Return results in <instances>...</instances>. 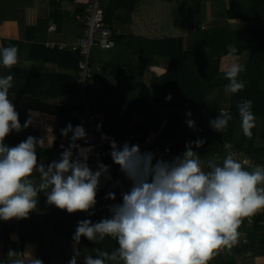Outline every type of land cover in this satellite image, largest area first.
<instances>
[{
	"label": "trees",
	"instance_id": "1",
	"mask_svg": "<svg viewBox=\"0 0 264 264\" xmlns=\"http://www.w3.org/2000/svg\"><path fill=\"white\" fill-rule=\"evenodd\" d=\"M56 1L54 0V3ZM176 1L180 2V0ZM187 1L192 2V0ZM227 1V7L221 11L219 21L213 23H209V20L206 22L212 17L202 0L193 2L194 6L190 9L172 14L173 25L183 30L185 38L188 39L187 44L184 42L183 35L158 39L137 34L119 35L115 32L113 25L118 21H124L125 14L133 11L137 0H101V5L104 23L114 31L113 43L131 52L133 50L136 55L133 63L136 81H140L145 70L156 63L155 54L169 59L166 71L160 76H152L148 84L149 87L158 85V88L163 90L156 105L164 111V116L158 115L157 118L160 120L166 118V123L159 131L157 141L161 142L165 138L174 140L170 155L168 154L169 158L182 153L186 142L205 138V144L197 149L202 161L214 160L213 154H218L217 163H221L229 151L225 149L224 144L229 142L230 149L238 150L241 155L264 166V0ZM30 5V0H0V24L5 20H14L19 29V37L16 39L0 38V46L14 45L18 48V63L11 69L0 64V77L9 74L14 77L13 86L9 89V99H12L19 113L21 124L27 119V111L35 110L54 117V129L61 137L60 129L64 128L68 122H71L73 126L82 124L84 127V122L80 120L82 103L78 96L77 82V64L82 56L78 51L49 49L43 42L45 39H52L59 35L68 41L66 43L76 41L83 28L82 22L77 18L82 17L83 8L80 6L67 13L55 6L45 18H39L40 20L31 26L25 21L26 9L31 7ZM208 15L209 18H207ZM50 21L56 24L54 35L47 30ZM28 27L32 30L36 28L37 34L41 30L42 33L31 38L33 40L29 38L27 42V32H30ZM67 33H71V36H67ZM132 39L136 42L132 43ZM231 47L237 49L232 55H238L240 64L245 67V71L238 77L245 81V88L235 94H226L225 85L229 81L224 77L225 71L219 69V63L222 56L229 55ZM24 60L36 62L38 66L23 67ZM97 74L93 68L90 84L86 87L85 93L93 111L103 117L99 122L102 127L98 132L109 135L113 130L119 136L124 132V124L118 121L115 100L108 101L105 97H113V91L107 93V90L103 91L102 86L105 82ZM169 94L172 98L166 100L165 97ZM145 95L148 96V92ZM64 96L66 99L63 98ZM242 100L253 102L251 111L255 116V127L251 130V139L245 137L241 128L237 103ZM223 109L228 110L232 119L228 121L227 128L221 133L209 126V120L216 118ZM148 110L144 107L143 112L140 113L136 132L150 129L147 125ZM189 110L191 117L186 116ZM189 118L195 121L194 129L186 124V119ZM28 135L40 137L39 127L30 125L19 134L13 132L6 137L5 142L14 146ZM68 143L69 141L67 145ZM77 143L81 144L80 141ZM36 151L39 160L48 163L58 160L63 149L52 145L38 147ZM109 152L110 146L107 144L103 148L102 158L104 164L109 165L111 169L113 162ZM88 163L95 169L96 162L91 157ZM33 180L35 183L40 182L38 173L33 174ZM96 199L95 215L89 217L84 212L68 214L56 207L52 208L53 205L47 204L46 197L40 194L38 209L30 213L28 219L19 221L16 230L17 241L10 240L12 227L2 225L0 237L5 241L4 254H7L9 249H22L26 242H32L35 244V255L42 258L44 264H67L72 255V234L77 221L87 218L96 222L110 215L107 205L113 203L102 198L100 192H97ZM254 219V226L263 227V234L256 238L249 236L247 245H237V250L252 251V247L260 245L264 252V211L254 216ZM244 221L247 222V219ZM78 247L83 254L95 255L93 248L111 252L118 245L115 240L108 237L96 245L81 237ZM209 264L214 263L210 261ZM224 264L238 263L231 260Z\"/></svg>",
	"mask_w": 264,
	"mask_h": 264
},
{
	"label": "clouds",
	"instance_id": "2",
	"mask_svg": "<svg viewBox=\"0 0 264 264\" xmlns=\"http://www.w3.org/2000/svg\"><path fill=\"white\" fill-rule=\"evenodd\" d=\"M236 51L235 47L229 48V56ZM17 54L14 45L0 46V64L11 69L18 63ZM244 71L240 63L227 67L226 94L245 88V81L238 79ZM13 79L11 74L0 77V221L28 219L38 209L40 194L46 197L47 204L68 214L95 215L102 179L111 181L112 177L110 166L98 158L95 169L90 167L88 160L94 145L89 143L82 124L73 126L68 122L60 129L61 137L69 143L67 147L61 144L59 159L48 163L40 161L36 151L46 145L42 137L28 135L14 146L5 142L11 133L26 130L34 115L21 124L9 99ZM171 98V94L165 97ZM252 103H237L241 128L248 139L255 127ZM186 116L191 117L190 110ZM230 119L229 112L220 111L209 120V126L222 133ZM186 124L195 128V121L190 118ZM101 127L98 123L97 130ZM100 138L108 141L111 160L119 166L129 186L120 192L119 203L107 205L109 216L96 222L87 218L77 221L67 264L81 261V237L95 245L108 237L118 245L111 252L93 248L95 255L83 254L82 264H209L220 252L231 250L240 242L239 229L245 219L252 223V218L264 211V166L246 170L232 155L225 156L221 163L202 161L195 149L205 144V138L186 142L185 150L170 159L151 150L141 151L139 144L126 141L118 145L105 133ZM52 143L53 140L49 147ZM34 173L39 174V183L34 182ZM115 186L123 188V182L117 180ZM106 199L114 201L116 193L109 191ZM20 253L8 250V257H20L12 259L11 264H44L32 251Z\"/></svg>",
	"mask_w": 264,
	"mask_h": 264
},
{
	"label": "crops",
	"instance_id": "3",
	"mask_svg": "<svg viewBox=\"0 0 264 264\" xmlns=\"http://www.w3.org/2000/svg\"><path fill=\"white\" fill-rule=\"evenodd\" d=\"M52 1L30 0L31 7L26 9L25 21L31 26H33L36 21L40 20L39 18H45L47 13H49L50 10L54 9L55 6H58L61 11L67 13H70L69 11H74V9L78 7L80 8V6H82L81 8H83L84 11L85 0H57L56 3H54V0ZM193 2H195V0H192V2H188L187 0H180V2L178 3L176 0H137V4L135 5L133 11L126 13L124 21L116 22L113 27L116 29L115 32L119 35L137 34L152 39H158L161 37L173 35L184 36L185 33L181 28L178 29L177 27H174L173 15L171 16V20L169 22L170 18L169 15L166 13L171 12L170 10L172 8V12H175L177 9L175 7V4H178L181 9L183 8L182 10L190 9L194 6V4H192ZM225 7H227V4L224 6L223 10L225 9ZM156 13H160V16H163L162 19L164 18L166 22H163L162 19L156 15ZM151 16H155L153 17L152 21L150 18ZM158 17L160 18L159 21H157ZM210 19L211 18L207 19L206 22ZM51 22L55 23L54 21H50L49 24ZM49 24L47 30L48 32L53 33L52 35H54L55 30L50 31ZM29 30L30 32H27V42H29V38L31 39L33 37H37L42 33L41 30L40 33L37 34L36 28L34 30L29 28ZM66 35L71 36V33H67ZM1 37L14 39L19 37V29L16 21L5 20L0 24V38ZM47 41L64 43L68 42L65 41V39L62 38V36L60 35L58 37L55 36L52 39H45L43 42L44 46H46L45 43ZM131 41L132 43L136 42V40L134 39H132ZM184 42L185 44H187L188 39L185 38ZM135 58L136 55L133 53V50L131 52L129 49L127 50L126 48L117 46L116 43H113L110 48H97L93 49L91 52L92 67L94 68L95 73H98L97 75H99L105 82L104 86H102L103 91L107 90L106 93L113 91V97H105L108 101L115 100L116 107L118 108V121L120 123H123L125 127L124 132H122L119 136H117V132L113 130L108 136H115L117 138L125 137V140L130 144H139L141 151L151 150L154 152L153 144L162 142L169 143L170 147L172 148L171 145L174 143L173 139L165 138L161 142L157 141V135L166 123V118L163 120L157 118L158 115L164 116V111L160 107L157 108L158 105H156L158 97L162 96L163 90H160V88H158V85H155L153 87L148 86V84L150 83V78L152 76H160L166 71L169 65V59L167 57L155 54L154 58L156 59V63H153L148 67V70H145L140 81H136V70H134L133 67ZM232 63H240V57L238 55L222 56L219 63V69L221 71H225L227 67H229ZM22 66L27 68H34L38 66V63L31 62L29 60H24L22 62ZM142 83L143 85H141ZM146 92H148V96L145 95ZM63 98L66 99L65 96ZM144 107L149 109L147 111V125H149L150 129H146V131L136 132V123L140 120V113L143 112ZM33 113V122L31 125L39 127L40 137L44 138L46 142L45 146H49L52 140V145H54V142L57 140V138H65L66 140H68L66 137L58 136V134L56 133L54 129V117L52 118L49 115H44L38 111L32 110L31 113L27 111V118ZM97 115L99 117L100 122L103 117L101 114ZM80 120L83 122L82 116H80ZM158 121L160 124L158 123ZM156 127H158L157 130H154V128ZM96 132L101 135L98 130H96ZM196 151L198 150L196 149ZM169 155L157 154V156H161L165 159H170ZM217 155L213 154V158L219 160V157ZM253 162L256 163L255 161ZM110 175L112 178L123 182V188H121L117 195L118 198L121 199L120 192L122 190H127L129 186L128 182L124 180L123 174L120 172L119 166L116 164H113L112 168L110 169ZM109 201L114 203L112 200ZM53 207L55 206L53 205L52 208ZM254 220L255 219L253 217L252 223H249L248 220L247 222H243V224L241 225V229L239 230L241 232L240 242L237 245H247V243L249 242V236L250 238H256L263 234V227L261 228L254 226ZM19 221L20 220L16 219H12L9 221H0V229L4 224L6 226L12 227L13 231L9 235L10 240H18L16 230L18 229ZM10 222H16L17 228H14L10 224ZM242 226H244V229H242ZM4 244V239L0 237V264H11L12 259L20 258L19 256L8 257L7 254H4ZM236 246H234L231 250L225 249L224 251L220 252L212 260V262L214 264H224L226 261L233 260L238 264H264V252L263 248L260 245L252 247V251H246L245 249L237 250ZM17 251L21 252V255L27 253L28 251H32L35 254V244L32 242H26L23 245L22 249L17 248ZM78 264L82 263L78 262Z\"/></svg>",
	"mask_w": 264,
	"mask_h": 264
},
{
	"label": "built area",
	"instance_id": "4",
	"mask_svg": "<svg viewBox=\"0 0 264 264\" xmlns=\"http://www.w3.org/2000/svg\"><path fill=\"white\" fill-rule=\"evenodd\" d=\"M83 24L82 32L73 43H64V42H55L47 41L45 45L48 48H57L59 50H71L78 51L82 56L77 64V82L79 84V99L82 103V114L84 128L88 133L89 143L94 145V152L90 157L94 162L97 158L103 162L102 152L105 145L109 144L106 140H101V135L96 132L97 124L99 122L98 115L93 111L90 102L88 101L85 93L86 87L90 84V77L92 74V63H91V52L93 49L97 48H110L113 45V36L114 31L104 23L103 10L101 5V0H85V6L82 17H77ZM55 23L51 22L49 24L50 31L55 30ZM227 111V110H223ZM228 112V111H227ZM115 139L118 145H122L126 142L125 137L117 138L109 136ZM67 140L65 138H57V146L60 147L63 144L67 147ZM83 144V141H80ZM230 143L227 142L224 144L225 149L229 150L228 155H232L234 159L241 162L242 165L248 169H253L255 166L259 165L254 163L245 155H241L237 150L230 149ZM168 149V151H165ZM153 150L158 155H168L171 151L169 143H154ZM248 160V161H247ZM116 179L111 181H104L102 179V186L99 188L98 192L101 193V197L106 199V194L109 191L116 193V199L114 203H119L121 199L118 198V193L121 190L120 187L115 186ZM110 200V199H108ZM9 224V223H8ZM10 224L17 228L16 222H10ZM246 241V240H244Z\"/></svg>",
	"mask_w": 264,
	"mask_h": 264
},
{
	"label": "rangeland",
	"instance_id": "5",
	"mask_svg": "<svg viewBox=\"0 0 264 264\" xmlns=\"http://www.w3.org/2000/svg\"><path fill=\"white\" fill-rule=\"evenodd\" d=\"M196 1V0H195ZM203 1V3H204V6H205V8L209 11L208 13H209V15L212 17L209 21V23H213L214 21H219V18H220V15L222 14L221 13V11L220 10H223V8H224V6L228 3V1H226V0H202ZM178 3V2H177ZM176 6V11H180V10H182L181 8H180V6L178 5V4H175ZM171 12H169V13H166V14H168L169 15V22H170V20H171V16H172V14H174V12H172L173 11V8L170 10ZM175 11V12H176ZM171 14V15H170ZM156 15L157 16H159L161 19H162V17L163 16H160L161 14L160 13H156ZM207 16V18H209L210 16ZM153 17H155V16H151L150 18H151V21H152V19H153ZM158 17V20L157 21H159L160 20V18ZM168 17V16H167ZM215 17V18H214ZM215 19V20H214ZM162 21L163 22H166V20H164V18L162 19ZM168 22V21H167ZM179 29V28H178ZM45 133V132H44ZM214 160H216L217 161V159L215 158ZM248 161V160H247ZM246 170H249L250 171V169H248V168H246ZM71 247H72V249H73V244H71ZM82 259H83V253H82V256H81V261H78V262H81L82 263Z\"/></svg>",
	"mask_w": 264,
	"mask_h": 264
},
{
	"label": "water",
	"instance_id": "6",
	"mask_svg": "<svg viewBox=\"0 0 264 264\" xmlns=\"http://www.w3.org/2000/svg\"><path fill=\"white\" fill-rule=\"evenodd\" d=\"M54 145H55V146L57 145L56 141L54 142Z\"/></svg>",
	"mask_w": 264,
	"mask_h": 264
}]
</instances>
